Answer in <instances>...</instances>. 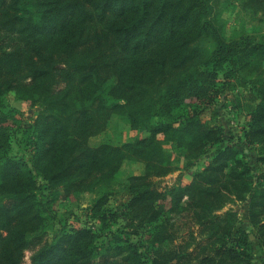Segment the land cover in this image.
I'll use <instances>...</instances> for the list:
<instances>
[{
  "label": "trees",
  "instance_id": "1",
  "mask_svg": "<svg viewBox=\"0 0 264 264\" xmlns=\"http://www.w3.org/2000/svg\"><path fill=\"white\" fill-rule=\"evenodd\" d=\"M211 1L0 0V33H26L23 45L17 41L6 47L0 40V100L14 91L18 99L40 108L29 127L31 163L15 155L0 158V264H95L100 257L96 252L100 230H108L118 215L105 209L111 193L102 194L90 207L89 218L101 229L89 225L63 229L34 249L29 263L23 257L26 249L38 244L33 233L42 214L50 212L57 200L74 196L86 183L83 190L116 180L126 161L144 167L142 174L127 178L128 206L147 207L140 223L155 226L144 251L131 231L108 230L106 249H114L113 256L131 264H253L250 233L237 229L235 213H216L232 187L245 185L251 193L249 222L258 227L264 249V186L253 190L252 167L238 157L248 153L235 146L223 148L200 175L204 188L173 192L174 206L168 213L175 215L165 223L158 202L166 195L146 178L167 175L175 168L178 157L170 145L189 150L224 137V128L207 125L206 110L253 56L264 55V43L244 53L238 43L223 37L208 18L213 12ZM252 1L264 12V0ZM28 13L34 19L21 27ZM95 20L102 27L88 30ZM195 33L212 37L215 47L194 69H187L199 48L192 45ZM173 73L178 77L170 81ZM257 79L259 104L248 125L253 140L264 143V75ZM75 80L86 86L91 104L100 102L98 110L108 107L106 97L116 98L113 107L136 135L121 145L90 146L84 139L79 141L76 131L88 129L90 112L83 109L74 116L65 98L68 91L58 88L59 83ZM182 104L186 112L178 121ZM153 115L159 119L156 123ZM15 124V115L0 111V150L8 148V133ZM230 161L235 164L226 173ZM239 165L244 168L238 170ZM41 192H46L45 197L39 198ZM185 196L189 201L180 206ZM186 216L197 226L198 237L192 229L190 239L176 241L177 221ZM203 235L207 241L201 242Z\"/></svg>",
  "mask_w": 264,
  "mask_h": 264
},
{
  "label": "rangeland",
  "instance_id": "2",
  "mask_svg": "<svg viewBox=\"0 0 264 264\" xmlns=\"http://www.w3.org/2000/svg\"><path fill=\"white\" fill-rule=\"evenodd\" d=\"M211 3L213 4V12L208 18H211L217 27L221 29V33L227 41L238 43L244 53L253 50L255 45L264 43V12L258 2H251V0H212ZM206 17L204 16V19ZM30 19H34V14L28 13L25 15L21 27H24L27 21L30 24ZM102 24V22L95 20L89 23L87 29L90 31L96 30L102 27ZM192 38V45H196L199 48L196 49L195 56H193L196 61L185 66L187 69H194L201 60L209 57L210 52L215 47L214 39L208 35L198 37L197 33H195ZM0 40H4L6 47L12 46L11 44L17 41L23 45L26 43V33L20 34L17 30L12 31V33L2 31ZM250 61L249 65L245 69L243 68L228 86L224 95L206 110L205 120L207 125L212 128H224V137L218 136L213 141L189 150H182V148L170 145L168 147L169 150L174 151L178 157L175 168L164 176L147 175L146 178L151 184L166 195L165 199H159L158 202L163 210L160 216L162 222L165 223V220L168 219L167 217L175 215L174 213H171V215L168 213L174 206L172 204L173 192L204 188L206 183H204L200 175L213 162L214 157L227 146H235L248 153L247 156L240 153L238 157L252 167V171L249 170V175L252 176L249 182L252 184L253 190L264 186V163L261 161L264 157V143L253 140L248 125L251 114L259 104L256 80H258L257 77L259 75H264V55H261L260 58L253 56ZM177 77L178 75L173 73L169 79L174 81ZM81 87L76 80L68 84H58V88H64L68 91L65 98L71 104L74 116L81 115L83 109H88L90 112L91 119L88 129L76 131V137L79 141L84 139L87 145L90 146H96L101 143L121 145L136 135V131L132 130L123 119L122 116L124 115L116 107H113L116 98L113 96L106 97L108 107L98 110L97 106L100 105V102L91 104V101L87 98L88 90L86 86ZM185 101L187 102V100ZM184 107L185 104H182V107L176 113L178 121L184 118L183 116L186 112ZM39 109V107H34L29 102L18 99L14 91H9L1 97L0 111L15 115L16 124L8 133V148L4 151L0 150V158L15 155L25 159L29 164L31 163L33 135L29 131V127L33 125ZM158 120L157 116H152L153 123ZM234 164V161L229 162L225 170L226 173L232 169ZM243 168V165H239L238 170ZM143 171L144 167L142 164L126 161L123 172L116 180L100 182L88 190H83L87 186L86 183L82 189L74 192V196L71 195L70 198L57 200L50 212L42 214V222L38 230L33 233V237L34 239L35 237L37 238L38 244L31 245L30 248L24 251V263L30 262L34 249L56 238L63 229H71L80 225H89L95 231H98L97 228L101 229L100 224L90 220L89 217L90 207L93 202L104 193L112 194L105 209L118 214L116 220L111 222L108 230L110 231L111 229L117 233L121 230L131 231V238L144 251L143 245L147 239H150V234L153 232L155 224L140 223V219L145 214L147 207L140 205L129 207L128 201H130L131 196H128L126 188L128 176L139 175ZM218 176L220 178L224 177L221 174ZM236 194L241 195V198L235 196ZM45 195L46 192H41L39 198H43ZM187 201H189V198L185 196L181 200L180 206H186L184 203ZM250 201L251 193L245 191V185H237L235 188L232 187L228 200L216 213H235L238 223L237 229H245L250 233L251 251L254 257L253 264H262L264 249L260 246L258 239V227L253 226L249 222ZM177 227L176 241L182 238L190 239V231L192 229H194L195 235L198 237L196 234L197 226L195 227L192 224L189 216L177 221ZM108 230L105 229L103 232L100 230V239L98 240V249L96 251L100 254V257L94 263L110 264L113 261H119L117 264H131V260L122 261V256H113L115 253L114 249H106L110 243ZM198 240L204 242L207 241V238L203 235V238Z\"/></svg>",
  "mask_w": 264,
  "mask_h": 264
}]
</instances>
